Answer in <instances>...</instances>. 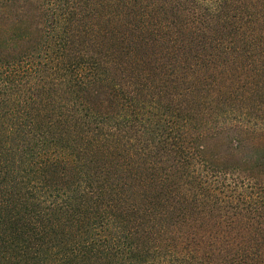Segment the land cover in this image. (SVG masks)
<instances>
[{
  "label": "trees",
  "instance_id": "trees-1",
  "mask_svg": "<svg viewBox=\"0 0 264 264\" xmlns=\"http://www.w3.org/2000/svg\"><path fill=\"white\" fill-rule=\"evenodd\" d=\"M0 264H264V0H0Z\"/></svg>",
  "mask_w": 264,
  "mask_h": 264
}]
</instances>
